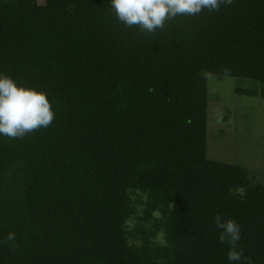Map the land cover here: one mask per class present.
Here are the masks:
<instances>
[{
  "label": "trees",
  "instance_id": "1",
  "mask_svg": "<svg viewBox=\"0 0 264 264\" xmlns=\"http://www.w3.org/2000/svg\"><path fill=\"white\" fill-rule=\"evenodd\" d=\"M40 1L0 0V72L55 111L0 136V264H229L218 213L264 264V184L207 155L210 75L264 100V0L154 33L120 23L110 0Z\"/></svg>",
  "mask_w": 264,
  "mask_h": 264
},
{
  "label": "clouds",
  "instance_id": "2",
  "mask_svg": "<svg viewBox=\"0 0 264 264\" xmlns=\"http://www.w3.org/2000/svg\"><path fill=\"white\" fill-rule=\"evenodd\" d=\"M233 0H110V6L120 23L137 26L141 32L154 33L179 15L195 16L203 10L218 11L231 6ZM55 119V111L46 91L29 84H21L0 72V136L22 138L48 127ZM220 243L229 245V264H252L239 247L241 226L221 214L214 217ZM8 240L15 234L9 233Z\"/></svg>",
  "mask_w": 264,
  "mask_h": 264
},
{
  "label": "rangeland",
  "instance_id": "3",
  "mask_svg": "<svg viewBox=\"0 0 264 264\" xmlns=\"http://www.w3.org/2000/svg\"><path fill=\"white\" fill-rule=\"evenodd\" d=\"M252 85L232 77H208L207 155L213 161L245 167L264 184V100L235 93L236 87Z\"/></svg>",
  "mask_w": 264,
  "mask_h": 264
}]
</instances>
